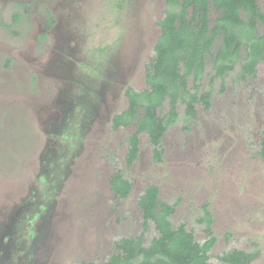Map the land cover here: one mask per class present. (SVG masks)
I'll list each match as a JSON object with an SVG mask.
<instances>
[{
    "label": "rangeland",
    "instance_id": "1",
    "mask_svg": "<svg viewBox=\"0 0 264 264\" xmlns=\"http://www.w3.org/2000/svg\"><path fill=\"white\" fill-rule=\"evenodd\" d=\"M167 8L166 0H0V264L101 263L121 237L143 231L148 243L157 233L151 220L143 227L138 200L150 184L175 205L173 226L198 241L207 204L213 264L232 247L258 251L251 264H264L263 62L242 78L243 52L221 81L208 61L196 84L212 88L211 106L197 104L191 119L176 102L161 160L143 132L128 166L135 125L112 126L128 108L127 88L148 86ZM215 17L212 8L211 26ZM169 109L166 98L157 115ZM116 171L131 183L125 198L111 188Z\"/></svg>",
    "mask_w": 264,
    "mask_h": 264
},
{
    "label": "trees",
    "instance_id": "2",
    "mask_svg": "<svg viewBox=\"0 0 264 264\" xmlns=\"http://www.w3.org/2000/svg\"><path fill=\"white\" fill-rule=\"evenodd\" d=\"M166 3L165 15L158 21L161 34L154 45V55L146 63L148 86L139 92L127 88L128 108L112 118L114 128L127 127L132 122L135 125L134 132L127 138L125 160L128 166L137 158L138 136L143 132L150 137L153 159L161 160V137L177 117L176 102L186 105L187 118L196 116L199 103L206 110L210 108L212 88L199 94L196 84L202 80L208 61L220 78L233 70L235 61L243 52L242 78H254L258 63H264V12L258 0H166ZM212 8L216 17L211 26ZM14 17L16 19L17 15ZM49 21L52 24L54 19L50 16ZM190 77L194 90L189 87ZM166 98L170 109L160 117L156 109ZM140 106L144 113L135 118ZM259 154L264 159V129ZM109 182L117 196L127 197L131 183L120 171L114 172ZM158 194V187L150 184L138 200L143 227L148 226V220L153 221L156 236L148 243L143 231L134 237H121L115 242L116 253L105 261L79 264H213L209 252L216 237L207 204L203 205L202 217L198 219V222L205 223L206 239L198 241L185 225L173 226L171 216L175 205L161 201ZM257 256L258 251L232 247L218 260L220 264H251Z\"/></svg>",
    "mask_w": 264,
    "mask_h": 264
},
{
    "label": "flooded vegetation",
    "instance_id": "3",
    "mask_svg": "<svg viewBox=\"0 0 264 264\" xmlns=\"http://www.w3.org/2000/svg\"><path fill=\"white\" fill-rule=\"evenodd\" d=\"M260 7V6H259ZM261 9V8H260ZM55 23V20L53 21V23L52 24H50V25H53ZM160 29H161V27H160ZM242 57V55L235 61V63H234V67H233V70H234V68H235V65L237 64V61L240 59ZM244 58H245V54H244V57H243V61H244ZM242 61V62H243ZM242 64V63H241ZM233 70H231V71H233ZM231 71H229L223 78H220V77H218V76H216V77H218V78H220L221 79V81H224V79H225V77L231 72ZM241 72H242V70L240 69V75H241ZM145 81H146V73H145ZM146 85H147V83H146ZM194 85H192V87H190L191 89H193L194 90ZM203 90H200L199 89V94L202 92ZM126 97H127V95H126ZM128 98V97H127ZM128 101H129V99H128ZM210 101H211V97H210ZM195 118V117H194ZM191 119H193V118H191ZM121 126V125H120Z\"/></svg>",
    "mask_w": 264,
    "mask_h": 264
}]
</instances>
